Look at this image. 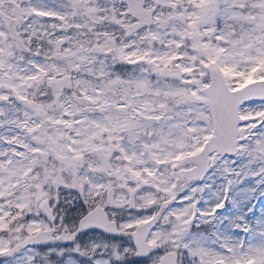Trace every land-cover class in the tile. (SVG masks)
<instances>
[{"label":"snow or ice","instance_id":"snow-or-ice-1","mask_svg":"<svg viewBox=\"0 0 264 264\" xmlns=\"http://www.w3.org/2000/svg\"><path fill=\"white\" fill-rule=\"evenodd\" d=\"M0 264H264V0H0Z\"/></svg>","mask_w":264,"mask_h":264}]
</instances>
